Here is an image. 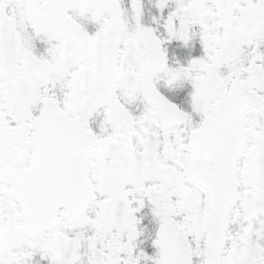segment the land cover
I'll use <instances>...</instances> for the list:
<instances>
[{"label": "snow or ice", "instance_id": "6c2138e0", "mask_svg": "<svg viewBox=\"0 0 264 264\" xmlns=\"http://www.w3.org/2000/svg\"><path fill=\"white\" fill-rule=\"evenodd\" d=\"M0 264H264V0H0Z\"/></svg>", "mask_w": 264, "mask_h": 264}]
</instances>
